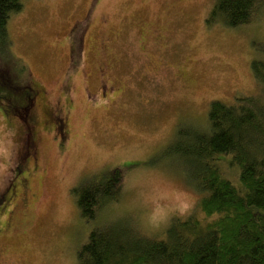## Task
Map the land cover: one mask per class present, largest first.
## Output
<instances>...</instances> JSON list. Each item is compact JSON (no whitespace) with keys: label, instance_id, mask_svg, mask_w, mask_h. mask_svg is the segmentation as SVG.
Instances as JSON below:
<instances>
[{"label":"rangeland","instance_id":"1","mask_svg":"<svg viewBox=\"0 0 264 264\" xmlns=\"http://www.w3.org/2000/svg\"><path fill=\"white\" fill-rule=\"evenodd\" d=\"M21 1L7 22L10 52L44 100L28 139L24 112L0 113V194L30 152L22 183L36 194L18 216L8 204L15 227L0 239V264H77L89 232L119 222L162 233L199 199L189 137L207 129L210 102L259 91L250 63L264 59V6L232 29L206 23L214 0ZM114 169L118 198L85 221L73 190Z\"/></svg>","mask_w":264,"mask_h":264},{"label":"trees","instance_id":"2","mask_svg":"<svg viewBox=\"0 0 264 264\" xmlns=\"http://www.w3.org/2000/svg\"><path fill=\"white\" fill-rule=\"evenodd\" d=\"M263 6L264 0H214L206 23L245 26ZM21 8V0H0V105L10 102L11 108L26 113L20 102L32 101L38 90L29 85L25 65L10 52L7 33L9 17ZM250 66L256 95H237L232 104L210 102L207 129L191 131L197 157L189 180L199 197L195 208L185 217L174 215L165 231L153 235L127 221L114 230L94 227L76 253L77 264H264V59H254ZM23 168L18 165L16 175ZM122 176L114 169L101 181L73 190L85 221L97 219L118 198Z\"/></svg>","mask_w":264,"mask_h":264},{"label":"flooded vegetation","instance_id":"3","mask_svg":"<svg viewBox=\"0 0 264 264\" xmlns=\"http://www.w3.org/2000/svg\"><path fill=\"white\" fill-rule=\"evenodd\" d=\"M70 62L72 58V46L70 49ZM30 86H33L32 89H37L38 92L36 93V95H34L32 101H21L18 107H22V108H27L26 113H24V118H22V121L25 125L22 127V131H26L25 135L26 139H28V137L30 138L32 136L31 131H30V126L32 125V123L34 122V115H35V111L38 108V103L43 101L44 96H43V90L41 88L40 85H38L35 81H30L29 82ZM24 102V103H23ZM33 107V108H32ZM10 110H9V109ZM5 111V112H4ZM18 108H11L10 102L5 103H1L0 105V113L6 117H11L14 118L15 116H17L18 113ZM54 119V126H55V130H57L59 132V136H62L65 134V130H64V126L65 123L63 120H61L60 117H58V114H56ZM31 121V122H30ZM33 157V152H30L29 157ZM27 156H23L22 161L23 164H25L24 160L26 158H29ZM22 164V165H23ZM28 166V165H27ZM23 167H25V165H23ZM27 171L26 167L23 168L22 174L20 175H16V177L13 179V181L11 182V185H9V187L6 188L5 192H3L2 194H0V212L5 213L6 217L3 220H0V239H4L6 238L8 235V232L13 229L15 227V223L13 216L9 215L10 213L12 214L13 211H7V206L8 204H13V208L14 211L16 212V215L18 216L19 213H24L27 208H28V201L30 200H34L36 199V194L32 191H34L33 188H31V186L29 187V179L30 176ZM29 178V179H28ZM28 182L26 188H23V184L22 182ZM30 199V200H29ZM7 202V205H6ZM5 203V204H4Z\"/></svg>","mask_w":264,"mask_h":264}]
</instances>
